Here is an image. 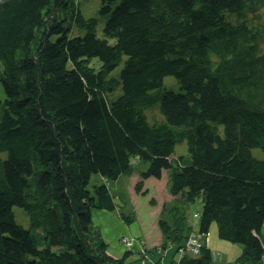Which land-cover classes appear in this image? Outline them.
I'll use <instances>...</instances> for the list:
<instances>
[{"label": "trees", "instance_id": "obj_1", "mask_svg": "<svg viewBox=\"0 0 264 264\" xmlns=\"http://www.w3.org/2000/svg\"><path fill=\"white\" fill-rule=\"evenodd\" d=\"M99 1L103 38L75 0H0V264H124L91 212L116 211L109 183L134 172L136 193L153 183L163 197L161 249L176 262L210 264L203 245L177 250L215 222L241 248L234 264H262L264 0Z\"/></svg>", "mask_w": 264, "mask_h": 264}, {"label": "rangeland", "instance_id": "obj_2", "mask_svg": "<svg viewBox=\"0 0 264 264\" xmlns=\"http://www.w3.org/2000/svg\"><path fill=\"white\" fill-rule=\"evenodd\" d=\"M75 3L85 18H95L96 19V25H95L96 36L99 38H103L104 37L103 36V26H104V23L106 20V16L99 14L98 10H99L100 1L99 0H75ZM261 14H262V20L264 21V12H262ZM65 24L66 23H64L63 26ZM67 25H68V23H67ZM85 32H86V29L83 27H78V26L76 27L74 24L70 25V32H69L70 37L83 36ZM54 37L56 38L57 36H54ZM108 41L112 42L113 39L109 38ZM120 67H121V65L116 67L112 71L113 72L112 75L117 74L119 72ZM163 87H165L167 89H172L174 91L179 90L178 84H177V82L173 76H165L163 78ZM4 97H5L4 91H3V88L0 84V100H3ZM158 115L160 118L159 120H161L163 117H161V115L159 113H158ZM158 115H157V112H155V111H152V113H151V116H153V117H158ZM219 130H220V133H222V126H219ZM174 155L175 156H186L187 155V149H186L185 142H182V143L177 144L175 146ZM252 155L254 157H257V158H262V156H263L261 150L258 148L252 149ZM147 165H148L147 163L140 161L139 164H136V167L140 171H143L146 169ZM137 173L138 172H134L132 174V176L130 177V179L127 176L121 175V177H119L116 181H111L109 183V188H110L111 195H113V200H114L115 204L120 205L119 207L117 205V207L119 209L117 210V212L115 211V214L122 215L125 217L129 216L128 217L129 219H131L130 217H133V215H135V220L138 222H141L146 217L152 218V217L158 216L159 211H156L155 213H153L152 216L146 215V212L148 210L157 209V208H154L153 206H151L150 204H148L147 200L149 198L153 199L154 201L158 202V206L160 205V207H161V205H162L161 201L163 200V197L156 192L155 187L153 188V183H148V186L146 184L142 185V191L147 190L149 192V190H150L151 195L149 197H148L149 194H147L145 196V195H142L141 193H136L134 191V185L139 180V175ZM123 180H125V182ZM163 180H164L163 183H165V178ZM100 181H101V178L99 175H92L90 178L88 188L90 189L92 185L98 184ZM157 186H158V184H157ZM121 201H122V203H121ZM200 207H201V203L199 202V200H195V202L190 203L187 207L188 218L193 223V226L195 228H196V225L198 223V218H194L193 214L196 212H199ZM13 212H14L16 222L18 224L22 225L23 227L27 228L28 227V220H27V216H26L25 212L23 211V209L15 206V207H13ZM154 220H155V218H154ZM142 222H144V221H142ZM140 225H141V227H145L147 230H150L147 228V226L145 224L140 223ZM210 226L211 227L209 228L208 234L203 235V241L206 237L208 240H210V239L214 240L213 248L211 249V251H213L215 254H214V256H212V260H211L210 264H226L230 261H227L225 259L226 263H223V262H221V257H223L224 254L226 255L227 252H229V250L223 242L218 241L221 239H219V237L217 235L216 223L213 222ZM214 226L216 227V229H213ZM112 229H113V227H112ZM210 230H213V231L211 232ZM124 238H127V237H124ZM127 239H130V238H127ZM150 239H155V238L153 236H151ZM222 241H224V240H222ZM225 242H228V241H225ZM111 246L112 245H110L109 249H111ZM222 246H225V247L223 248ZM237 250L238 249H236V252H237ZM235 254H234V256H235ZM234 256L232 258H230L231 262H232V259L234 258ZM228 257H230V256H228ZM263 264H264V262H263Z\"/></svg>", "mask_w": 264, "mask_h": 264}, {"label": "crops", "instance_id": "obj_3", "mask_svg": "<svg viewBox=\"0 0 264 264\" xmlns=\"http://www.w3.org/2000/svg\"><path fill=\"white\" fill-rule=\"evenodd\" d=\"M131 176H129V179ZM123 181L125 182V180ZM148 194L149 197L151 195L150 190ZM148 200H150V198ZM161 203L163 204L164 200H162ZM119 206L120 205H118V207ZM151 206L157 209L148 210L146 212V215L152 216V214L155 213L156 211L160 212L161 207L160 205L158 206V202L154 201V203ZM118 207L117 210L119 209ZM91 216H92L93 226L99 230L103 240L108 243L109 253L114 257H121V258L125 257L124 264H157V263L179 264L178 262H176L178 259L177 256L179 257V255L175 254V252L169 246L165 247V249H161V233L157 226L158 216L152 218L146 217L144 220H142L144 222L142 221L138 222L135 220V215H133V217H130L131 219L127 223L125 222L124 219L120 217V215L115 214V211L109 212L103 209H93L91 212ZM140 223L145 224L147 228L150 230H147L145 227H141ZM193 228L195 227L193 226ZM213 229H216V227L214 226ZM210 231L212 232L213 230ZM151 236H153L155 239H150ZM124 237L130 238L129 240L131 241L133 240L132 246L130 248L123 245L121 239ZM201 240H202V245L211 251V249L213 248L214 240L213 239L208 240L207 237L204 239V241L203 238H201ZM218 241L223 242L229 250V252H227L226 255L224 254L223 257H221V262L226 263L227 260L230 262L226 264H234L235 259L240 254L241 251L240 246L222 240H218ZM110 245H112L111 249H109ZM222 247L224 248L225 246ZM142 249L144 250L145 255L141 253ZM236 249H238L237 252ZM211 253L212 256H214L215 253L213 251H211ZM185 255L190 256L189 254H185ZM233 256L234 258L232 259L231 262L230 258H232ZM142 258L144 259V263L142 262Z\"/></svg>", "mask_w": 264, "mask_h": 264}, {"label": "built area", "instance_id": "obj_4", "mask_svg": "<svg viewBox=\"0 0 264 264\" xmlns=\"http://www.w3.org/2000/svg\"><path fill=\"white\" fill-rule=\"evenodd\" d=\"M193 216H197V214H194ZM122 243L126 247L130 248L132 246V241L126 238H122ZM202 246L201 244V237L200 235L196 233H191L189 237L187 238L185 244L180 247L177 252L180 254H190V255H198L200 247ZM141 253L145 255L144 250H141ZM264 262V260H263ZM263 264V263H262Z\"/></svg>", "mask_w": 264, "mask_h": 264}]
</instances>
